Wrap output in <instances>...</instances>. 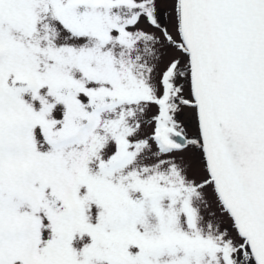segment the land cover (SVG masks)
<instances>
[{
  "label": "snow or ice",
  "instance_id": "snow-or-ice-1",
  "mask_svg": "<svg viewBox=\"0 0 264 264\" xmlns=\"http://www.w3.org/2000/svg\"><path fill=\"white\" fill-rule=\"evenodd\" d=\"M0 264H264V0H0Z\"/></svg>",
  "mask_w": 264,
  "mask_h": 264
}]
</instances>
